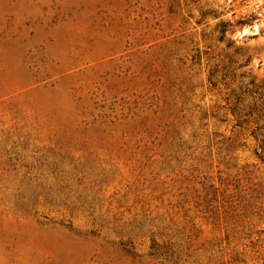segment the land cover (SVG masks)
<instances>
[{"label": "rangeland", "instance_id": "obj_1", "mask_svg": "<svg viewBox=\"0 0 264 264\" xmlns=\"http://www.w3.org/2000/svg\"><path fill=\"white\" fill-rule=\"evenodd\" d=\"M0 264H264V0H0Z\"/></svg>", "mask_w": 264, "mask_h": 264}]
</instances>
